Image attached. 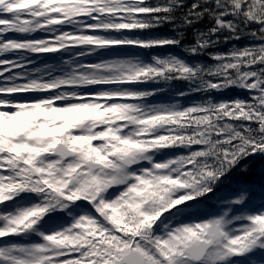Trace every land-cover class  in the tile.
Here are the masks:
<instances>
[{"label":"snow or ice","instance_id":"obj_1","mask_svg":"<svg viewBox=\"0 0 264 264\" xmlns=\"http://www.w3.org/2000/svg\"><path fill=\"white\" fill-rule=\"evenodd\" d=\"M0 264H264V0H0Z\"/></svg>","mask_w":264,"mask_h":264},{"label":"trees","instance_id":"obj_2","mask_svg":"<svg viewBox=\"0 0 264 264\" xmlns=\"http://www.w3.org/2000/svg\"><path fill=\"white\" fill-rule=\"evenodd\" d=\"M194 0H186V3L190 6L191 3H193ZM211 26V22L208 19H204L201 21L199 24H197L195 27L199 28L201 30L207 29L208 27ZM65 30H70L69 28H66ZM39 34L40 33H36ZM125 35H136V36H141L142 38L147 37L149 35L148 32H139L134 30L132 33L125 32ZM151 34L154 35H159V36H171L174 35L171 26L170 25H164L160 28L153 29ZM37 35V37L39 36ZM113 35H120L119 33H113ZM194 35V30L189 28L187 30V34L185 36V39L183 41L184 45L192 44L194 43L193 39ZM51 37V36H50ZM235 43L240 47H243L245 44L249 43L246 39H242L240 41H232L230 43H221L218 47L216 48H210L207 51L208 52H226L228 49L231 48L232 44ZM115 53V55H114ZM168 54H173L177 55L180 57H184L188 61H192L193 59L202 62V63H212L210 60L209 56L207 54L200 55L198 57H191L188 56L185 52L182 51L181 48L178 47H165V48H153V49H143V48H136V47H123L116 49L112 54L110 55H105L103 59H131L135 57H140L141 59H144L145 61H150L153 56H164ZM60 55V54H56ZM88 57V56H87ZM91 57H98L96 54L91 55ZM64 60H68L71 58L70 53H64L63 57ZM82 62H86V57L85 58H80ZM92 63V62H91ZM139 87L145 88V89H155L159 88L160 90L156 93L155 96L149 97V102L151 103H174V102H179L183 105H188L193 102H199L203 97L202 94L199 93H190L184 97H180L178 93L180 91L187 92L188 91V86L185 82L183 81H173L171 84H160V85H155V84H145V85H140ZM244 92H239L235 89H231L228 92L224 93L222 97L218 98H223V99H230L236 96H244ZM259 171H260V162L257 161L255 165H253L249 175L247 178H256L259 179ZM245 175L241 173L238 169L233 171L230 176L228 177V180L232 182H237L239 180L245 179ZM230 185L225 184L224 187H229Z\"/></svg>","mask_w":264,"mask_h":264},{"label":"rangeland","instance_id":"obj_3","mask_svg":"<svg viewBox=\"0 0 264 264\" xmlns=\"http://www.w3.org/2000/svg\"><path fill=\"white\" fill-rule=\"evenodd\" d=\"M41 35H43V36H40L39 38H49L50 36L52 37V34H50V33H44V32H39ZM9 35H13V34H9ZM33 35H35L36 36V33L35 34H33ZM38 38V37H37ZM89 57V56H88ZM95 59L96 58H93V59H89V58H87L86 60L88 61V62H94L95 61ZM22 82V81H21ZM33 95V94H32Z\"/></svg>","mask_w":264,"mask_h":264}]
</instances>
